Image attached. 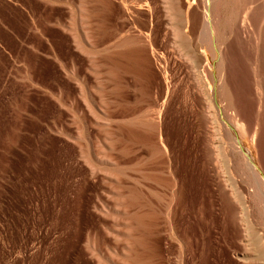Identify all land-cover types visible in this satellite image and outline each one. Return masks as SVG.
<instances>
[{"label": "rangeland", "instance_id": "1", "mask_svg": "<svg viewBox=\"0 0 264 264\" xmlns=\"http://www.w3.org/2000/svg\"><path fill=\"white\" fill-rule=\"evenodd\" d=\"M124 1L0 0V264H264V186L255 178L264 176V53H248L244 11L234 0L224 14L231 30L219 69L201 0L190 2V25L186 9L166 0ZM139 21L154 30L146 73L115 51ZM163 74L161 147L126 118L134 109L155 115L131 104L142 89L159 93Z\"/></svg>", "mask_w": 264, "mask_h": 264}, {"label": "bare ground", "instance_id": "2", "mask_svg": "<svg viewBox=\"0 0 264 264\" xmlns=\"http://www.w3.org/2000/svg\"><path fill=\"white\" fill-rule=\"evenodd\" d=\"M88 1H90V0H88ZM126 2H127V0H125ZM124 1V2H125ZM134 1H136V0H134ZM139 1V0H138ZM169 1V2H168ZM202 2H203V19H202V22H203V26H204V28L206 27V28H208L207 29V35H208V40L210 41L209 42V44L211 45L210 47H208V49L209 48H213L214 49V51L217 53V55H219V69H222V66H223V64H222V59H223V52H221V50H220V44L221 43H223L222 42V39H223V37H226V35H227V33L231 30L230 29V24H229V19H227L225 16H224V14L225 13H227V11H229L230 10V8L234 5V3L236 2V1H234V0H201ZM238 1V3L240 4V6H239V8L240 9H242L244 12H243V14H244V16L242 17V22H241V24H242V26H243V28H242V31H243V29H245V31H244V34H245V36H246V45H247V50H248V53H250L251 55H255L257 52H258V50H259V48L261 49V47H262V52L264 53V15H261V13H262V10H264V0H237ZM93 2V1H92ZM166 2L169 4V9H173V10H177V9H179V10H181V11H183L184 10V8L186 9L185 11H186V24L187 25H190V23H191V16L189 15V12H190V9H191V6L193 5H191L190 4V2H191V0H166ZM232 2H234V3H232ZM85 3V2H84ZM88 3V2H87ZM133 3H135V2H133ZM132 3V4H133ZM137 3V2H136ZM128 4V3H127ZM126 4V5H127ZM165 4V3H164ZM232 4V5H231ZM128 5H130V4H128ZM86 6V5H85ZM237 6V5H236ZM168 7V6H167ZM193 7V6H192ZM234 7V6H233ZM235 8V7H234ZM238 8V9H239ZM239 9V10H240ZM83 10H85L86 12V16H85V20H86V22L88 23L89 22V24H90V28H88L89 27V25H88V31L86 32V30H85V32L86 33H84V34H86L85 36H87V37H85L86 39H85V41L86 40H88V42H87V45H89V44H91V41H89V37L90 38H92L93 36L95 37V35H92L94 32H93V30L95 29L94 27H93V25H94V19L93 18H96V17H94L95 15H93V10L92 9H88V7H87V10L86 9H83ZM166 10H168V9H166ZM234 10V9H233ZM172 10H170L169 12H171ZM146 11H144V13H145ZM84 13V14H85ZM138 13V12H137ZM136 13V14H137ZM167 14V13H166ZM240 14H241V12H240ZM144 15V14H143ZM237 16V15H236ZM240 16V15H239ZM242 16V15H241ZM231 17H232V15H231ZM233 18V17H232ZM240 18V17H239ZM145 19V18H144ZM147 19V18H146ZM151 20H152V18H150ZM170 19V18H169ZM138 20V19H137ZM230 20H231V18H230ZM234 20V19H233ZM232 20V21H233ZM235 21H237V20H234V22ZM81 22V21H80ZM151 22V21H150ZM238 22H239V19H238ZM142 23V22H141ZM140 23V21L139 22H135V23H133L132 24V26H129V28L128 29H126L125 30V33H122V36L120 37V39H119V43H117L116 42V49H115V51H116V53H119V54H121V55H123V58L125 57L126 59L125 60H127V62H128V66L126 65V67H128L127 69H129V70H135V69H138L139 71L140 70H142L143 72H147L148 70H149V68H150V64L152 63V59H154V55H155V53H154V49H153V46H154V44H153V25H152V22H151V24H145V26H143L142 24ZM82 24V23H81ZM232 24V23H231ZM123 25H125V24H123ZM236 25H237V23H236ZM98 26V25H97ZM126 26V25H125ZM122 27V26H121ZM124 27V26H123ZM188 27H190V26H188ZM188 27H186L187 29H189L190 30V28H188ZM231 27H232V25H231ZM240 27V26H239ZM83 28V27H82ZM94 28V29H93ZM99 28V27H98ZM93 29V30H92ZM239 29V28H238ZM241 29V28H240ZM233 30V29H232ZM96 31V30H95ZM122 31H124V28H122ZM239 33H240V30H237ZM96 33V32H95ZM94 33V34H95ZM100 33V32H99ZM189 33H190V31H189ZM231 33V32H230ZM219 35V37H218V35ZM233 34V33H232ZM103 36V35H102ZM244 36V37H245ZM93 37V38H94ZM100 37V36H99ZM98 37V38H99ZM238 37V36H237ZM241 37V36H240ZM242 38V37H241ZM221 39V40H220ZM243 39V38H242ZM96 40H98V39H96L95 38V40L93 41V43H97L96 42ZM224 40V39H223ZM244 40V39H243ZM239 41V40H238ZM244 42H245V40H244ZM92 43V44H93ZM208 43V42H207ZM240 43V42H239ZM84 44V43H83ZM92 44H91V49H92ZM115 44V43H114ZM95 44H93V46H94ZM114 46V45H113ZM239 46V45H238ZM87 47V46H86ZM97 47V46H96ZM95 47V48H96ZM115 47V46H114ZM200 47H202V46H200ZM242 48V47H241ZM89 49V48H88ZM91 49H89V50H91ZM110 49V48H109ZM200 49V48H199ZM89 50H86L88 53H90L91 54V51H89ZM201 50H202V48H201ZM245 50V49H244ZM102 51V50H101ZM155 51H156V49H155ZM180 51V50H179ZM203 54H204V56H205V54H206V51H204V50H202L201 51ZM260 52V51H259ZM96 53V52H95ZM110 53V52H109ZM215 53V54H216ZM244 53V52H243ZM94 54V53H93ZM107 54V53H106ZM208 54V53H207ZM120 55V56H121ZM93 56V55H92ZM118 56V55H117ZM214 56V55H213ZM119 57V56H118ZM215 57V56H214ZM216 57H218V56H216ZM247 57V56H246ZM257 57V56H256ZM258 57H259V55H258ZM258 57H257V60H258ZM120 58V57H119ZM121 59V60H124V59ZM159 58V57H158ZM161 58V57H160ZM188 58V57H187ZM227 58V57H226ZM255 58V57H254ZM109 59V58H108ZM193 59V58H192ZM94 60V59H93ZM114 60V59H113ZM156 60V59H155ZM158 60V59H157ZM167 60V59H166ZM194 60V59H193ZM196 60V59H195ZM208 60V59H207ZM97 61V60H96ZM160 61H162V60H158L157 62H160ZM197 61V60H196ZM254 61V60H253ZM120 62V64L122 63L121 61H119ZM126 62V63H127ZM156 62V61H155ZM156 62V63H157ZM198 62V61H197ZM249 62V61H248ZM255 62H256V60H255ZM264 62V61H263ZM112 63V62H111ZM114 63V62H113ZM112 63V64H113ZM210 63V62H209ZM209 63H207L206 62V66H208L207 64H209ZM123 64V63H122ZM121 64V66H125V65H122ZM160 64H162L161 62H160ZM195 64V63H194ZM203 64V63H202ZM254 64V63H253ZM258 64V63H257ZM196 65V64H195ZM211 65V64H210ZM120 66V67H121ZM158 66V65H157ZM160 66V65H159ZM162 66V65H161ZM111 68H112V65L110 66ZM163 67H164V63H163ZM209 67V66H208ZM252 67V66H251ZM114 68V67H113ZM112 68V69H113ZM117 68H118V66H117ZM159 68V67H158ZM166 68V67H165ZM206 68V67H205ZM209 68H211V67H209ZM253 68H254V65H253ZM256 68L257 67H255L254 69L256 70ZM249 69V68H248ZM125 70V69H124ZM163 71H164V69H162ZM251 70V69H250ZM260 70V69H259ZM211 71H213V70H210V73H211ZM252 71V70H251ZM132 72V71H131ZM164 72H166V71H164ZM255 72V71H254ZM256 72H258V71H256ZM124 73V72H123ZM163 73V72H162ZM205 73V72H204ZM166 74V73H165ZM220 74V73H219ZM260 75V74H259ZM163 77V81H164V84H163V86H162V88H161V90H160V92L159 93H156V94H154L153 95V92H151V89H142V90H140L138 93V95L135 97V101H133L134 102V105L133 104H131L132 106H137V105H139V104H145L146 106H150L151 108V111L152 110H155L156 111V113H155V111H152L155 115H153L152 113L151 114H149V115H151V116H144L143 117V115H142V117H140L139 115H135L136 114V111H135V109H134V111H133V116H131V117H129L130 119H128V118H126L127 120V124L128 123H130V125H132V126H135L136 127V129H138V127H142V130H145V132L147 131V133L149 132L150 134H149V138H148V141H149V143L150 144H153V142H154V140H156L157 142H160L162 145H160L161 147H163V145H165L161 140H162V119L163 118H161V114H162V110H163V106L165 107V103H166V101H167V99L165 98V97H167V95H166V91H167V87H168V78H166L167 76L166 75H162ZM214 76H215V73H214ZM161 78V77H160ZM255 79V78H254ZM259 79V78H258ZM258 83V82H257ZM223 84V83H222ZM122 85H124V84H121V86ZM263 85V84H262ZM124 86H126V85H124ZM160 86V85H159ZM171 87V86H170ZM137 88V87H136ZM147 88V87H146ZM150 88V87H149ZM171 89V88H170ZM260 89V88H259ZM222 90V89H221ZM260 91V90H259ZM168 92H169V90H168ZM262 92V91H261ZM227 94V93H226ZM232 94V93H231ZM258 95V94H257ZM254 97V96H253ZM262 98V97H261ZM131 100V99H130ZM166 100V101H165ZM229 99H227V101H228ZM124 102V101H123ZM129 102H131V101H129ZM234 103V102H233ZM127 104H129V103H127ZM135 104H137V105H135ZM142 104V105H143ZM130 105V104H129ZM232 105V104H231ZM252 105V104H251ZM128 108H130V107H128ZM132 108V107H131ZM137 108H138V106H137ZM154 108V109H153ZM234 108V107H233ZM236 108V107H235ZM241 108V107H240ZM142 109V108H141ZM149 109V108H148ZM133 110V109H132ZM131 110V111H132ZM127 111V110H126ZM125 111V112H126ZM130 110L127 112L128 114H130V112H131ZM148 111V110H147ZM165 111V110H164ZM147 113V112H146ZM145 113V114H146ZM164 113V112H163ZM108 114V113H107ZM124 114V113H123ZM153 115V116H152ZM260 115V114H259ZM163 116V115H162ZM103 117V116H102ZM125 118H124V120H123V122L125 121ZM239 119V118H238ZM126 121H125V123H126ZM258 121V120H257ZM124 123V124H125ZM254 123V122H253ZM123 124V125H124ZM222 125V124H221ZM252 125V124H251ZM127 126H129V125H127ZM126 125H125V127H127ZM124 127V126H123ZM140 127V128H141ZM253 127V126H252ZM128 128V127H127ZM250 128V127H249ZM135 129V128H134ZM251 129V128H250ZM124 130V129H123ZM125 131V130H124ZM129 131V130H128ZM137 131H139V129L137 130ZM121 132V131H120ZM123 132V131H122ZM130 132V131H129ZM118 133V132H117ZM123 134H124V132H123ZM130 135L131 136H133L132 138H134L135 137V139H141L137 134H134L133 132L132 133H130ZM144 135V134H143ZM121 136V135H120ZM147 136V135H146ZM130 137V136H129ZM122 138H124V136L122 137ZM131 138V139H132ZM146 138V137H145ZM216 138V137H215ZM222 138V137H221ZM236 140V139H235ZM138 141V140H137ZM146 141V140H145ZM238 141V140H237ZM148 143V144H149ZM156 143V142H155ZM222 143V142H221ZM159 144V143H158ZM226 144H228V143H226ZM237 144H238V142H237ZM147 145V144H146ZM159 146V147H160ZM157 148V149H160V148ZM225 147V146H224ZM223 147V148H224ZM233 147V146H232ZM237 147V146H236ZM239 147H240V145H239ZM125 148V147H124ZM123 148V149H124ZM129 148V147H128ZM127 148V149H128ZM220 148H221V146H220ZM162 149H166V146H164V148H161L160 150H157V151H160V153L162 152L163 153V151H162ZM156 150V149H155ZM167 150V149H166ZM229 150V149H228ZM240 152H243V155L245 156V158H246V161H247V163H248V165H249V167H250V169L252 170V172H254V175H255V173L256 174H258V172H260L259 170H258V166H257V164H255V160H253L252 159V157H250V156H248L249 154H247L245 151H244V149L242 148V147H240ZM156 151V152H157ZM223 152V151H222ZM228 152V151H227ZM224 153V152H223ZM232 153V152H231ZM234 153V152H233ZM165 154H167V152L165 153ZM164 154V155H165ZM235 154V153H234ZM233 154V155H234ZM155 155V154H154ZM222 155V154H221ZM225 155H226V153H225ZM105 156V155H104ZM111 156V155H110ZM161 156H163V155H161ZM168 156V155H167ZM227 156V155H226ZM232 156V155H231ZM160 157V156H159ZM223 157V156H222ZM229 157V156H228ZM227 157V158H228ZM91 158V157H90ZM107 158V157H106ZM163 158V157H162ZM170 157H168L167 159H168V167H169V169H170V164H171V162L169 161L170 159H169ZM229 160H231L230 159V157L228 158ZM109 160H110V158H109ZM98 161V160H97ZM112 161V160H111ZM116 161V160H115ZM232 161H233V159H232ZM225 162V161H224ZM236 162V161H235ZM239 162V161H238ZM237 163V162H236ZM96 164V163H95ZM230 164H232V162H230ZM166 167V166H165ZM234 167V166H233ZM241 167V166H240ZM167 168V167H166ZM232 168V167H231ZM171 170H172V168H171ZM169 171V173H170V176L168 177V179L165 181L166 183H167V185H168V187L172 190V192L174 193V190H175V187H177L176 185L178 184L177 182H176V178H175V176H176V174H174V173H172V171ZM235 171H237V170H235ZM238 172V171H237ZM246 173V172H245ZM174 174V175H173ZM253 174V173H252ZM256 176V175H255ZM177 177V176H176ZM256 179H258L257 181H259L260 183H261V185L262 186H264V176H261V175H259V177L257 176V177H255ZM249 181V180H248ZM256 181V182H257ZM178 182H179V180H178ZM177 183V184H176ZM239 185V184H238ZM260 186V185H259ZM248 187V186H247ZM255 188V187H254ZM234 190V189H233ZM241 190H243V189H241ZM240 190V191H241ZM251 190H253V189H251ZM263 190V189H262ZM256 191V190H255ZM259 191V190H258ZM238 192H239V190H238ZM242 192V191H241ZM231 193H234V192H232L231 191ZM244 193V192H243ZM246 194H248V193H246ZM246 194L244 195V196H246ZM250 194V193H249ZM238 196H239V194H238ZM260 196V195H259ZM258 195H257V197H259ZM234 197H235V194H234ZM243 197V196H242ZM249 197V196H248ZM248 197H246V198H248ZM236 198H237V196H236ZM240 198V197H239ZM254 198H256V197H254ZM251 199V198H250ZM260 199H262V198H260ZM233 201V200H232ZM245 201V200H244ZM237 202V201H236ZM242 202V201H241ZM246 202H249V201H246ZM263 203V202H262ZM138 204V203H137ZM231 204V203H230ZM249 204V203H248ZM247 205V204H246ZM250 206H251V204H249ZM248 205V206H249ZM260 205V204H259ZM168 207H167V211H166V215L168 216V222H169V225H170V228H171V232L173 233V232H175V224H174V221H173V216H174V210H173V207H172V203H170L169 205H167ZM238 206V205H237ZM247 206V207H248ZM233 207V206H232ZM250 208V207H249ZM251 208H252V206H251ZM234 209V208H233ZM241 209H243V208H241ZM245 210V209H244ZM232 211V210H231ZM240 212V211H239ZM242 212V211H241ZM240 212V213H241ZM244 212V211H243ZM249 212L250 213H252L251 212V210L249 209ZM245 214L246 213H244V216H245ZM254 214V213H253ZM256 214V213H255ZM179 215V214H178ZM247 215V214H246ZM251 215V214H250ZM152 217H154V214L152 215ZM246 217V216H245ZM242 219H244V217H242ZM241 219V220H242ZM247 219V218H246ZM249 219V218H248ZM136 222H138V221H136ZM242 222H244V221H242ZM145 224V219L144 220H142L141 222H138V225H140V226H143ZM243 226V225H242ZM244 228V227H243ZM146 229V228H145ZM247 229V228H246ZM177 236V235H176ZM98 240V239H97ZM135 241H139L140 242V239L138 238V237H135V239H134ZM264 243V242H263ZM99 244V241L97 242L95 239H94V241H93V247L96 249L97 248V245ZM101 244V243H100ZM181 244V243H180ZM140 246V245H139ZM263 246V245H262ZM187 247V246H186ZM182 250H183V246H182ZM184 252V251H183ZM249 256V255H248ZM184 259V258H183ZM243 259V258H242ZM252 260V259H251ZM255 261V260H254ZM194 264V263H193Z\"/></svg>", "mask_w": 264, "mask_h": 264}, {"label": "water", "instance_id": "3", "mask_svg": "<svg viewBox=\"0 0 264 264\" xmlns=\"http://www.w3.org/2000/svg\"><path fill=\"white\" fill-rule=\"evenodd\" d=\"M249 156V155H248Z\"/></svg>", "mask_w": 264, "mask_h": 264}]
</instances>
